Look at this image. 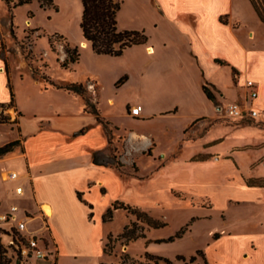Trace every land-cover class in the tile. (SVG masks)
I'll return each instance as SVG.
<instances>
[{
  "label": "crops",
  "instance_id": "obj_1",
  "mask_svg": "<svg viewBox=\"0 0 264 264\" xmlns=\"http://www.w3.org/2000/svg\"><path fill=\"white\" fill-rule=\"evenodd\" d=\"M152 1L166 19L169 42L163 41L161 49L148 42L140 44L146 49L124 51L123 57H133L134 68L150 90L141 105L126 101L123 114L137 121L185 118L177 133H172L176 144L170 151L159 147L153 133L130 130L129 137L140 143V154H147L148 149L153 151L149 157L157 161V172L151 177L152 183H160L161 175L179 168L166 185L156 187L157 192L170 199L165 201L166 205L173 199L182 200L185 205L208 199L223 211L234 202H264V184L249 183L264 180V130L239 129L219 120L221 102L245 103L251 89L258 93L252 103L260 115L238 120H261L264 116V23L250 0ZM158 25L155 23L154 27ZM5 38L7 32H0V103L9 104L13 92L14 111L10 119L14 112L17 119L16 128L10 129L4 141L19 140V144L0 157V163H16L0 176V211L17 204L15 201L30 198L29 205H17L47 220L48 233L60 253L83 236L85 227L96 224L98 220L92 221L99 203H105L104 211L115 201L137 207L161 205L152 192H142L138 187L133 177L139 171L136 161H127L123 157L126 152L113 154L117 153L123 135L119 124L99 107L103 86L98 75L88 77L87 88L99 114L86 110L80 94L41 80L19 61L28 73H21L17 81L12 74L13 60L17 58L14 49H6ZM170 39H179L178 45ZM138 54L144 58H137ZM122 74L127 75L125 83L133 77L130 70L119 73ZM222 77L229 80L230 90L235 92L233 101L226 100L227 91L220 85ZM204 84L215 95V101L206 95ZM109 100L115 105L114 98ZM134 106L140 108V115L130 113ZM2 141L0 147L6 144ZM117 162L121 166L117 167ZM13 170L20 173V179H9ZM19 184L24 186L23 194L15 191ZM228 242L231 250L223 237L206 248L205 255L211 263L264 262V233L233 237ZM239 244H245L246 252L241 256L238 252L243 248L239 249ZM217 250L221 257L215 254Z\"/></svg>",
  "mask_w": 264,
  "mask_h": 264
},
{
  "label": "rangeland",
  "instance_id": "obj_2",
  "mask_svg": "<svg viewBox=\"0 0 264 264\" xmlns=\"http://www.w3.org/2000/svg\"><path fill=\"white\" fill-rule=\"evenodd\" d=\"M121 1L122 7L118 14L119 28L145 29L149 36L148 42L159 49H161L163 41L169 42V28L166 19L160 11L155 9L152 0ZM82 12V0H54L53 6L45 7L41 6L38 0H33L15 8L12 7V4L9 5L6 0H0V32H7L6 49H14L17 58L13 60L12 74L18 81L21 73H28L25 70L27 68L31 72H35L37 75H34L39 76L43 81V76H48L56 82H85L91 74L98 75L103 86L100 91L99 107L110 114L112 120L119 124V131L123 135L119 139L117 153L114 151L113 154L120 155L126 152L123 157L127 161L132 158L136 161L139 171L133 177L137 179L138 187L142 192L145 190L152 192L155 196L154 199L160 200L162 203L161 205H140L142 208H138L163 225L152 226L147 222L145 216L142 215L139 219L135 214L122 208L114 210L112 220L104 221L102 215L107 210L104 211L105 203H99L92 221L94 223L95 220H98L96 224L85 227L82 232L83 236L75 243L70 244L66 251L59 253L58 250L56 264H101L102 262L108 264H166L163 260L157 262L147 253L167 257L173 264H218L211 263V259V261L208 260L205 255L206 248H210L211 243L220 237L224 238V243L230 249L228 241L233 237L264 233V202H234L229 204L225 211L220 206H212V202L208 199L201 203L192 202L193 205H185L182 200L173 199L171 204L166 205L165 201H170V199L160 196L156 187L166 185L169 179L177 174L179 168L161 175L160 183H152L151 177L157 172V161L149 157L153 151L148 149L145 151L147 154H140V143L129 137L130 130L135 128L148 134L153 133L159 140V147L170 151L176 144L173 134L181 128L185 118L159 117L149 121H137L132 116L123 114V106L126 101L131 102V105L134 103L141 105L142 101L146 100L150 85L144 82L140 72L134 68L133 57L127 55L123 57L122 54L116 58H109V56L93 51L91 44L85 42L83 36L80 25ZM155 23L159 24L158 27H154ZM50 37H53V45L50 43ZM171 40H173V45H178L179 39H170V42ZM66 44L72 49L77 48L81 54L80 60L70 68L61 66V61L67 56ZM127 49H146V47L138 45ZM136 57L144 58L142 54H138ZM18 61L25 68L21 67ZM126 70H130L133 77L128 83H125L127 82L125 80L117 85L119 79L124 75H119V73ZM221 80V88L227 91L226 100L233 101L235 92L230 90L229 80L223 77ZM88 82L84 84L85 87ZM87 90L91 97L88 88ZM110 98L115 99V105L110 103ZM219 105L221 106L219 108L221 122L239 129L252 127L260 131L264 130V120H262L264 116H261V120L231 119L226 117L227 102H221ZM1 110L2 107H0ZM13 111L14 107L11 106L4 113L11 116ZM13 114L14 117L12 116L10 122L0 125V141L3 140L4 143L9 142L4 139L8 137L10 129L16 128L17 115L15 112ZM123 141L124 150H122ZM0 157L3 158L5 155ZM263 161L262 158V164ZM15 164L13 161L0 163V176H3ZM132 170L133 168H130L129 171ZM251 183L261 184L264 183V180ZM15 202L23 207L25 204L29 205L31 199ZM128 203L131 202L128 201ZM131 204L132 207H137L133 203ZM37 215L39 214L37 213ZM132 222H136L139 232H142L143 235L126 243L120 235L124 228ZM31 224L39 227L37 220L32 221ZM184 228L186 230L180 237L168 240ZM107 243L108 246L105 250ZM244 247L245 244L242 246L239 244V249L243 248L242 252H238L240 256L246 252ZM215 254L217 257L222 256L220 250L215 251ZM192 256H196L197 259L191 261ZM43 264H54V262ZM255 264H264V262L257 261Z\"/></svg>",
  "mask_w": 264,
  "mask_h": 264
},
{
  "label": "trees",
  "instance_id": "obj_3",
  "mask_svg": "<svg viewBox=\"0 0 264 264\" xmlns=\"http://www.w3.org/2000/svg\"><path fill=\"white\" fill-rule=\"evenodd\" d=\"M33 0H6V2L15 8L19 5H24L32 2ZM41 6H53L54 0H38ZM253 7L255 8L260 20L264 23V0H250ZM83 2V12L81 18V28L83 31L84 39L91 44L93 51L97 54H106L111 56H121L124 51L134 45L146 44L149 41V36L146 34L145 30L139 29H120L118 26V14L122 7L121 0H82ZM225 21L224 16L221 18ZM50 43L53 45V37H50ZM67 56L61 61V66L63 68H70L73 64L80 60V52L77 48H70L68 44L65 46ZM44 80L50 84L56 85L58 87L64 88L70 92L80 94L86 104V110L93 113L99 114V110L91 102V97L88 94L87 87L83 83L71 82L66 84H56L50 77L43 76ZM127 75H124L119 79L117 85L124 82ZM203 89L209 99L215 101V95L209 89L207 84L203 85ZM12 90V87H11ZM12 92V91H11ZM11 102L9 104L0 103L2 110L0 111V124L10 122V116L5 114L6 108L14 104V93L11 94ZM100 119V116H99ZM101 120V119H100ZM19 144V140L10 141L0 147V156H4L7 153L13 151L14 147ZM97 160V158H95ZM98 161V160H97ZM117 167L121 166V163L117 162ZM251 183V181H249ZM264 184V183H261ZM79 198L81 199V194L79 193ZM92 208V205H90ZM126 209L130 213L135 214L137 218L143 215L145 216L147 222L152 226H161L163 223L157 222L150 215L139 210L138 207H132L130 204H126L120 201H115L112 206L103 215L104 221H109L113 219L114 210ZM89 218H93V212H90ZM186 228L182 229L175 236L170 237L168 240H173L175 237H180ZM143 235L139 232L136 222L127 225L124 231L121 233L120 237L125 240V242H130L133 239ZM110 239V238H109ZM108 246V243L105 246ZM149 257L155 258L158 262L163 260L166 264H173L172 261L163 256L152 255L147 253ZM196 256L191 257V261L196 260ZM101 264H108L102 262Z\"/></svg>",
  "mask_w": 264,
  "mask_h": 264
},
{
  "label": "built area",
  "instance_id": "obj_4",
  "mask_svg": "<svg viewBox=\"0 0 264 264\" xmlns=\"http://www.w3.org/2000/svg\"><path fill=\"white\" fill-rule=\"evenodd\" d=\"M257 91L251 89L245 103L230 102L226 108V117L239 119L245 116L257 117L260 112L252 101L257 97ZM133 116L140 115V108H130ZM264 165V161H263ZM10 180H18V171L9 172ZM17 194L24 193V186L15 187ZM38 221L37 226L31 224ZM58 247L48 233L47 220L42 215H35L22 210L15 203L9 205L5 211H0V264H43L57 262Z\"/></svg>",
  "mask_w": 264,
  "mask_h": 264
},
{
  "label": "bare ground",
  "instance_id": "obj_5",
  "mask_svg": "<svg viewBox=\"0 0 264 264\" xmlns=\"http://www.w3.org/2000/svg\"><path fill=\"white\" fill-rule=\"evenodd\" d=\"M85 42H87V41L85 40ZM85 44H86V43H85ZM149 49H152V48H149ZM45 208H46L48 211H50L49 206H45Z\"/></svg>",
  "mask_w": 264,
  "mask_h": 264
}]
</instances>
